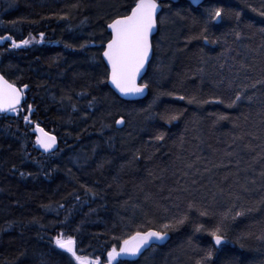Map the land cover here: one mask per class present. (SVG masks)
I'll list each match as a JSON object with an SVG mask.
<instances>
[{
    "label": "trees",
    "instance_id": "1",
    "mask_svg": "<svg viewBox=\"0 0 264 264\" xmlns=\"http://www.w3.org/2000/svg\"><path fill=\"white\" fill-rule=\"evenodd\" d=\"M131 3L0 0V37L43 33L47 42L0 44V74L28 85L16 114L0 115V264H68L52 242L61 232L76 238L79 255L104 261L137 230L162 231L185 216L164 244L122 260L197 264L211 250L206 264H264V17L246 6L260 0H166L141 82L147 95L124 101L108 87L101 41ZM217 7L240 20L209 19ZM217 99L224 103H202ZM27 115L56 136L54 152L32 145ZM171 115L179 118H161ZM217 224L219 248L209 234Z\"/></svg>",
    "mask_w": 264,
    "mask_h": 264
},
{
    "label": "snow or ice",
    "instance_id": "2",
    "mask_svg": "<svg viewBox=\"0 0 264 264\" xmlns=\"http://www.w3.org/2000/svg\"><path fill=\"white\" fill-rule=\"evenodd\" d=\"M162 0H132V3L125 6L123 14H118L111 18L106 27L109 32V38L103 45L102 58L107 62L106 64V77L107 80L122 94H143L145 89L149 87L147 83L138 85L137 78L140 77L142 70L145 69L146 64L149 62V57L153 52L152 36L157 31L158 25V12L164 7ZM251 11L257 13L259 16L264 17V0H260L258 7H252ZM223 16H234L237 21L241 18V12L232 11L230 9H223L220 7L211 9L208 12V17L211 20L218 21ZM64 18V17H61ZM162 22V21H161ZM251 27V25H249ZM204 31H207L205 27ZM264 32V28L259 29ZM239 36V34H237ZM43 33H40V41H43ZM199 39V37H196ZM206 39V37H205ZM11 41L12 48H19L21 46H28L32 43V39H22L17 42L12 36L0 37V41ZM71 47V45H66ZM83 47V46H82ZM103 82V81H101ZM257 83L264 84V80L257 81ZM256 85L253 84L252 87ZM23 88H28V85H23ZM164 95L171 96L172 93H164ZM23 98V90L17 88L14 83H9L8 80L0 75V112H16L18 106ZM95 99V98H93ZM176 99L185 100L184 96H178ZM251 100V97H247ZM241 100V94H236L225 106L228 108L235 107L237 101ZM189 104L199 103L195 97L189 98L187 101ZM202 103H224L223 100L208 101L205 100ZM29 112H31V105L28 106ZM167 119L170 123L173 120L178 119L177 115H171L169 117H161ZM26 123H31L28 116L23 117ZM221 120L228 119L227 116L221 115ZM116 125H123L125 119L120 117L115 121ZM36 131L41 135L37 136L36 143L44 149V151H50L56 145V137L45 132L39 125L36 126ZM156 140L161 141L164 139L163 134H159L155 137ZM23 175V173H21ZM264 175V173H262ZM192 205H189V209ZM249 208L247 211H252ZM201 216H207V212H200ZM225 214V218H226ZM244 215V211H238L235 216ZM187 219V216L182 217L175 221L174 224L165 223L161 225L162 231H139L128 236L124 239L117 248L116 245L111 247V250L107 252V264H125L121 259L122 257H137L142 254V250L152 247L154 242L163 241L167 237L168 231L174 228L177 224H183ZM79 229H77L78 231ZM197 231H203L204 226L200 225L196 228ZM214 241L215 245H221L224 236L221 234V227L219 224L214 226L213 230L209 233ZM114 239H119L114 237ZM55 249L61 250V254H67L68 264H101L100 258L96 257L91 259L85 255H79L77 249L76 238L71 235H65L63 232L58 233L52 238ZM212 251L209 250L197 261V264H206L207 261L212 259ZM42 264H48L47 261H42Z\"/></svg>",
    "mask_w": 264,
    "mask_h": 264
},
{
    "label": "water",
    "instance_id": "3",
    "mask_svg": "<svg viewBox=\"0 0 264 264\" xmlns=\"http://www.w3.org/2000/svg\"><path fill=\"white\" fill-rule=\"evenodd\" d=\"M203 1L204 0H189V2L192 4V5H194V6H199L200 4H202L203 3ZM160 11H161V9L159 10V12H158V15H159V13H160ZM108 30V29H107ZM108 32H110V30H108ZM156 32L157 31H155L154 33H153V36H152V39H153V37H154V35L156 34ZM0 43H1V41H0ZM152 54H153V52H152ZM152 54L150 55V57H149V62L146 64V66H145V69L144 70H142V73H141V75H140V77H138L137 78V84L138 85H141L140 84V82H141V80H142V78L144 77V75H145V73H146V71H147V66H148V64L150 63V61H151V59H152ZM102 60H103V58H102ZM103 63L105 64V66H106V64H107V62L105 61V60H103ZM1 75V74H0ZM10 83V82H9ZM108 83V86H109V88L116 94V96H118V98H120L121 100H124V101H138V100H142V99H144L145 97H146V95H147V89H145V91H144V93L143 94H130V95H127V96H125V95H122L109 81L107 82ZM17 87V86H16ZM18 88V87H17ZM22 90H23V98H22V100H21V103H20V105L18 106V108L21 106V104H22V102H23V99H24V91H25V89L24 88H21ZM3 114H15V112H0V115H3ZM41 128V127H40ZM35 132H36V137L37 136H39V135H41L40 133H38L37 131H36V127H35ZM51 135V134H50ZM56 137V136H55ZM57 149V138H56V145H55V147L54 148H52L50 151H44V149L42 148V147H40L39 146V151L40 152H42L43 154H49V153H52V152H54L55 150ZM166 241V238H165V240H163V241H157V242H154L153 243V245H161V244H163L164 242ZM213 243H214V245H215V241H214V239H213ZM224 243V240H223V242H222V244ZM216 247H218L219 245H215ZM146 250V249H145ZM144 250H142V252H143ZM124 259H129V258H133V257H123Z\"/></svg>",
    "mask_w": 264,
    "mask_h": 264
},
{
    "label": "bare ground",
    "instance_id": "4",
    "mask_svg": "<svg viewBox=\"0 0 264 264\" xmlns=\"http://www.w3.org/2000/svg\"><path fill=\"white\" fill-rule=\"evenodd\" d=\"M165 1H166V0H162L163 4H164ZM167 1H171V0H167ZM187 1L189 2V0H187ZM191 5H192V4H191ZM200 5H201V4H200ZM200 5H199V6H200ZM166 6L168 7L167 3H165V6H164V7H166ZM193 6H194V5H193ZM195 7H197V6H195ZM162 10H163V7L161 8V11H160V13H159V15H158V19H159V16L161 15ZM158 29H159V23H158V25H157V31H158ZM156 34H157V32H156ZM156 34L154 35V37L156 36ZM154 37H153V38H154ZM27 39H39V41H40V37H34V36H33V37H32V36H29ZM1 42H2V41H1ZM46 43H47V42H45L44 39H43L42 42H39V43H37V44H41V45H42V44H46ZM0 44H1V43H0ZM48 44L51 45V46H53V45H54V46H55V45H58V43H57L56 41L49 42ZM34 45H36V44H34ZM31 46H32V45H31ZM99 46H101V45H99ZM102 47H103V46H102ZM19 48H22V47H19ZM23 48H27V47H23ZM102 51H103V49H102ZM101 59H102V53H101ZM102 61H103V60H102ZM149 64H150V63H149ZM149 64H148V66H147V69H148V67H149ZM104 65H105V64H104ZM146 72H147V71H146ZM145 74H146V73H145ZM144 76H145V75H144ZM142 80H143V78H142ZM142 80H141V82H142ZM107 82H108V81H107ZM141 82H140V84H141ZM107 84H108V83H107ZM17 87H18V86H17ZM108 87H109V86H108ZM18 88H23V87H18ZM147 91H148V90H147ZM114 94H115V93H114ZM115 95H116V94H115ZM117 97H118V96H117ZM15 114H16V113H15ZM3 115H5V114H3ZM8 115H14V114H8ZM27 116H28L29 119H30V116H29V115H27ZM37 125H39V127L43 128L39 123H34V127H33V128H34V132H30V133H31V134H34L35 137H36L35 127H36ZM43 129H44V128H43ZM44 131L47 132V133H49V134H51V135H53L52 133L48 132V131L45 130V129H44ZM54 136H55V135H54ZM36 140H37V137H36L35 141H33V144H32V145H35V144H36L35 146H36V148L39 150V145L36 143ZM41 153H42V152H41ZM42 154H43V153H42ZM153 231H154V230H153ZM165 242H166V241H165ZM165 242H164V243H165ZM212 242H213V240H212ZM164 243H163V244H164ZM224 243H225V241H224ZM224 243H223V244H224ZM213 244H214V243H213ZM223 244L219 245L218 247H216L215 245H214V246H215L216 248H219V247L222 246ZM161 245H162V244H161ZM156 246H160V245H152V247H156ZM152 247H149V248H147L146 250H148V249H150V248H152ZM146 250H144V251H146ZM144 251H143V252H144ZM143 252H142V253H143ZM106 258H107V256H106ZM133 258H134V257H133ZM133 258H129V259H133ZM100 261H101V260H100ZM102 262H103V261H101V264H102Z\"/></svg>",
    "mask_w": 264,
    "mask_h": 264
},
{
    "label": "rangeland",
    "instance_id": "5",
    "mask_svg": "<svg viewBox=\"0 0 264 264\" xmlns=\"http://www.w3.org/2000/svg\"><path fill=\"white\" fill-rule=\"evenodd\" d=\"M165 20H163V22H164ZM37 43H39V39H32V43L31 44H29L28 46H21L22 48L23 47H29V46H31V45H34V44H37ZM26 123V122H25ZM26 124H28V126H31V132H34V124L31 122V123H26ZM119 127L121 126V125H118ZM90 258V257H89ZM91 259H95V258H91ZM121 259H124L123 257L121 258ZM75 263V262H74ZM102 264H107V258L102 262Z\"/></svg>",
    "mask_w": 264,
    "mask_h": 264
}]
</instances>
